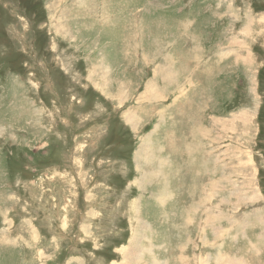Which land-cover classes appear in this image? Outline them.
Instances as JSON below:
<instances>
[{"label": "rangeland", "instance_id": "obj_1", "mask_svg": "<svg viewBox=\"0 0 264 264\" xmlns=\"http://www.w3.org/2000/svg\"><path fill=\"white\" fill-rule=\"evenodd\" d=\"M263 79L264 0H0V264H264Z\"/></svg>", "mask_w": 264, "mask_h": 264}, {"label": "bare ground", "instance_id": "obj_2", "mask_svg": "<svg viewBox=\"0 0 264 264\" xmlns=\"http://www.w3.org/2000/svg\"><path fill=\"white\" fill-rule=\"evenodd\" d=\"M158 1V0H157ZM84 2V1H83ZM151 3V2H150ZM160 5V4H159ZM175 10V9H174ZM194 49V48H193ZM199 49V48H198ZM184 51V50H183ZM167 53V52H166ZM168 55V54H167ZM157 56V55H156ZM168 57V56H167ZM105 59V58H104ZM133 60H134V58H133ZM145 60V59H144ZM175 60V59H174ZM125 62V61H124ZM112 72V71H111ZM193 75V74H192ZM110 77V76H109ZM124 78V77H123ZM179 79H180V77H179ZM185 88V87H184ZM96 93V92H95ZM185 113V112H184ZM214 113V112H213ZM124 114V113H123ZM56 115V114H55ZM162 125V124H161ZM160 125V126H161ZM196 125V124H195ZM159 126V127H160ZM166 126V125H165ZM158 127V128H159ZM173 127V126H172ZM37 128V127H36ZM175 128V127H174ZM162 130V129H161ZM158 133V132H157ZM175 133V132H174ZM66 135V134H65ZM178 135H179V133H178ZM178 135H176V136H178ZM213 135V134H212ZM170 136V135H169ZM163 137V136H162ZM166 137H168V136H166ZM177 138V137H176ZM179 138V137H178ZM177 138V139H178ZM189 139V138H188ZM145 141V140H144ZM178 141V140H177ZM176 141V142H177ZM179 142V141H178ZM177 142V143H178ZM171 144V143H170ZM198 144V143H197ZM217 144V143H216ZM172 145H173V143H172ZM178 146V145H177ZM169 148L171 147V146H168ZM173 147V146H172ZM206 147V146H205ZM115 148V147H114ZM196 148V147H195ZM163 149V148H162ZM175 149V148H174ZM198 149V148H197ZM211 149V148H210ZM165 150V149H164ZM169 150V149H168ZM114 151V150H113ZM199 151V150H198ZM121 153V152H120ZM254 153V152H253ZM169 155V154H168ZM192 155V154H191ZM156 157V156H155ZM247 158V157H246ZM158 159V158H157ZM208 159V158H207ZM162 160V159H161ZM201 161V160H200ZM168 162V161H167ZM234 163V162H233ZM211 165V164H210ZM231 165V164H230ZM171 166V165H170ZM213 166V165H212ZM191 169V168H190ZM207 169V168H206ZM127 171V170H126ZM171 173V172H170ZM126 174V173H125ZM177 176V175H176ZM255 177V176H254ZM246 182V181H245ZM240 186V185H239ZM252 189V188H251ZM259 189V188H258ZM257 190V189H256ZM159 194V193H158ZM221 198H223V197H221ZM163 203V202H162ZM215 214V213H214ZM151 249V248H150ZM160 254V253H159ZM155 259V258H154ZM155 260H158V259H155ZM155 262V261H154ZM163 262V261H162ZM157 264V263H156ZM162 264V263H161Z\"/></svg>", "mask_w": 264, "mask_h": 264}, {"label": "trees", "instance_id": "obj_3", "mask_svg": "<svg viewBox=\"0 0 264 264\" xmlns=\"http://www.w3.org/2000/svg\"><path fill=\"white\" fill-rule=\"evenodd\" d=\"M260 75L263 76V73L261 72ZM263 80H264V79H263ZM127 134H128L129 136H132L131 132H127ZM130 144H131L132 146H134V141L130 142Z\"/></svg>", "mask_w": 264, "mask_h": 264}]
</instances>
